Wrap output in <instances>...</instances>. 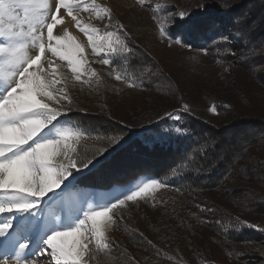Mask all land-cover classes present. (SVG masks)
Here are the masks:
<instances>
[{"label": "snow or ice", "instance_id": "obj_1", "mask_svg": "<svg viewBox=\"0 0 264 264\" xmlns=\"http://www.w3.org/2000/svg\"><path fill=\"white\" fill-rule=\"evenodd\" d=\"M137 3L153 9L151 20L162 42L169 47L176 44L191 49L190 43L176 38L173 27L183 33L190 31L195 25L192 11H172L174 5H153L149 0ZM62 9L87 37V46L63 27ZM77 9L106 20L103 29L84 23ZM130 43L125 25L114 19L110 7L96 0H0V264H40L41 259L49 264H140L108 233L116 229L117 221L122 219L117 213L129 202L155 199V193L167 185L149 179L134 190L128 189L122 198L115 197L114 202L88 203L86 197L73 190L74 173L99 163L97 157L107 149H97L89 156L81 150L82 142L89 139L88 130L59 121L73 104L68 91L70 81L89 86L102 82L87 59L86 47L102 57L100 64L109 66L113 58L129 63V57L135 54ZM32 49L37 50L35 55ZM204 51L207 54V49ZM48 53L66 61L70 75L60 71V65L47 58ZM261 67L264 66L257 65L250 71L259 75ZM113 72L117 81L130 88L142 84L143 78H148L146 73L157 74L151 66L143 67L139 77L118 69L108 74ZM182 108L190 110L187 103ZM209 111L215 113L216 106ZM172 115L165 113L169 118ZM175 118L179 120L180 116ZM96 139L116 144L121 137ZM177 174L172 171L173 176ZM49 194V203L42 206ZM45 208L47 214L38 217L37 212L44 214ZM139 235L143 237V233ZM146 243L156 249L152 241ZM156 252L160 254L159 249Z\"/></svg>", "mask_w": 264, "mask_h": 264}, {"label": "trees", "instance_id": "obj_2", "mask_svg": "<svg viewBox=\"0 0 264 264\" xmlns=\"http://www.w3.org/2000/svg\"><path fill=\"white\" fill-rule=\"evenodd\" d=\"M203 1L208 3L203 6ZM234 1L194 0L198 6L195 4L190 10L195 22L192 29L183 33L173 27L176 38H183L185 43L192 45L189 51L193 54H203L207 49V54L228 63L233 57L232 51L237 53L241 74L233 82L235 96H231L233 100L227 98L226 103L222 101L228 106H216L217 114L227 112L229 116L223 118L228 117L232 122L225 125L223 134L209 123L186 114L183 135H159L162 126L156 124L154 118L160 114L161 106L154 96H171L175 88H181V81H177L176 74L166 71L128 31L135 54L129 57L128 64L113 58L111 66L137 77L143 67L151 66L157 74L146 73L148 78H143V83L137 87L138 91H150L152 96L148 100L153 103L148 107L134 104V111H144L129 125L126 119L115 117L99 105L95 110L72 109L59 119L60 123L69 121L82 125L89 137H121L116 144L109 145L110 149L101 144L109 143L107 139H100L98 144L82 143L81 150L87 151L89 156L97 149L106 148L107 151L97 157L99 163L94 162L88 169L74 173L73 190L109 191L149 176L179 192L186 201L184 207L156 206L147 217L146 233L140 229L130 230L135 238L132 244L131 241L127 243L129 249L131 245L150 249L146 239L160 247L171 246L178 240L181 229L189 239L190 231L199 236L196 228L207 237L217 233L219 247L226 253H230L228 248L234 249L237 242L264 241V231L260 230L264 228V219H261L264 217V67L259 69V75L250 71L257 65L264 66V22L257 19V10L253 11L256 5L245 9L255 0L245 1L244 7L235 5ZM196 61L194 56L193 64ZM98 95L106 98L105 93ZM233 113L242 116H232ZM238 129H243L244 134H232ZM173 170L178 174L173 176ZM210 191L211 194L220 191L219 197H224V202L209 197L207 192ZM192 214L206 219H203V226L187 220ZM248 224L256 227H248ZM139 233H143V237ZM195 244L198 249L203 248L202 244ZM120 248L125 246L120 245ZM128 255L132 256L129 252Z\"/></svg>", "mask_w": 264, "mask_h": 264}, {"label": "rangeland", "instance_id": "obj_3", "mask_svg": "<svg viewBox=\"0 0 264 264\" xmlns=\"http://www.w3.org/2000/svg\"><path fill=\"white\" fill-rule=\"evenodd\" d=\"M245 1L247 0H235L234 3L235 5L239 4L244 7L246 6L244 4ZM96 2L99 5L110 7L113 11L114 19L119 20L120 23L124 24L125 30L130 32L141 44H143V46L146 47L150 53L155 56V58H157L163 67H165L164 69L166 71L171 74H176L177 81H181V88H175L173 94H170L171 96H154L157 98L155 100L160 102L158 105L161 106V109L159 108L161 110L159 111L160 114L158 113L159 115H156L154 118L156 120V124H161L162 126L159 135H183L184 130L182 126H184V116L186 114L193 116L204 123H209L210 125L214 126L219 133L224 132L223 128L225 125L230 124L231 119H228V117L225 119L223 117L229 115H226L227 112L224 115H218L217 110L215 113H213L209 111V109L213 105H225L227 98L231 100V96H235L236 92L233 82L236 80V78H238V75L241 74V70L237 63V53L232 51L233 57H231V60L228 63H222L219 57L213 58L210 54H193L188 48H184L176 44H173L171 47H169L167 44L162 42L155 33L153 21L151 20L153 11L152 8L140 5L137 3V0H96ZM157 2L162 4H167L170 2L175 6L173 11L183 9L191 10L198 4L194 2V0H149V3L153 5H155ZM254 2L255 3H252V5L249 4L248 7L246 6L245 9L249 10L251 6L256 5L253 11H255V9L257 10V19L261 20L263 23L264 0H255ZM206 3H208V1H203V6ZM203 6L201 5V7ZM76 12L84 23L94 24L100 29H103L104 24L107 22L106 20L102 21L95 18L93 13L83 11L82 9H77ZM61 15L65 16V24L63 27L72 32V34L77 37L79 43L87 46V37L83 33L79 32V30L75 27V22L72 21L70 17H67L66 10L62 9ZM54 31L56 34H62L58 30ZM262 31L264 32V29H262ZM231 43L235 42L232 41ZM36 52L37 50L35 49L31 50V54L33 55H35ZM86 55L91 67L96 69V71L99 73L102 82L99 85L94 83L92 86H89L87 84L82 85L80 82L70 81L68 91L73 100L71 110L76 108H82L85 109V111H88L89 109L95 110V108L99 105V108L107 111L109 110V112L115 115V117L126 119L125 121H128V125L129 123L134 122L135 118L142 116V112L144 110L134 111L133 106L136 103L138 105L145 104V107L150 106L151 103H153L148 100L149 96H152L150 91H138L139 87L130 88L124 82L117 81L115 79L114 72L111 76L108 74L115 68H113L111 65L106 66L100 64L99 60L102 57L93 55L91 53V49L88 47H86ZM194 56L197 58V61L194 62L195 64H193ZM47 58L53 59L55 64L60 65V71L68 73L66 61H61L58 58L51 57L50 53L47 54ZM45 67H47L46 60ZM68 75H70V73H68ZM87 78L88 77H85V79ZM57 87H59V85ZM98 93H105L106 98H102L103 96L98 95ZM63 103H65V106L67 107L66 102ZM185 103L190 106L189 111L183 110L182 106ZM225 106L228 105L226 104ZM166 112H172V117L169 118L165 116ZM176 115L180 116L179 120L175 118ZM234 115L242 116L233 113L232 116ZM59 119H61V117ZM71 124L73 126L76 125L74 122H71ZM176 129H181V131L177 132ZM245 131L250 134L253 132L247 130ZM232 134L242 135L244 134V130L238 129ZM231 136L236 138V140L239 139L234 135ZM98 141H100V139L89 137L88 140L83 141L82 143L90 142L98 144ZM101 144L107 146L110 145V143L105 141ZM110 148L111 146H109V149ZM149 179L156 178L142 176L126 186L118 187L109 191L95 192L90 190H81L78 192L86 197L88 203H91L92 205L105 203L107 201L114 202L115 197L122 198V194L127 193L128 189L134 190L136 185L140 184L141 182H146ZM61 187H63V185H61ZM56 191H59V189ZM207 194L216 202H224L225 200L224 197H219L221 194L220 191L214 194H211L210 191L209 193L207 192ZM50 197L51 194H49V197L45 198L42 206L49 203ZM137 202H129L126 208L120 210L117 213V215L122 217V219L117 221L116 229L108 233V235L116 242L117 245H123L125 248L127 247L126 249L128 252L132 255V257L139 261L140 264H264L263 240L253 242H237L236 247H234V249L229 247L228 249L230 253H226V250L219 247L217 233L207 237V234L202 233L200 228L195 229V231H199V236L197 232L190 231L191 239H189V237L184 234L185 231L181 229L180 235L177 236L178 240L171 246L160 247L155 244L156 249L160 250V254H157L156 249H153L151 246H149L150 249H145L146 247L143 246L139 247L131 245L132 248L129 249V245L127 243L131 241L130 243L132 244V240L135 238L131 234V231L140 229L146 233L147 217L151 214V212L155 211L153 209L156 206H168L169 208L184 207L183 204L186 201L179 192L167 186L165 188L159 189L155 193V199L150 197L147 200H143L140 204ZM49 206L56 207L55 205ZM198 207L201 208L202 206ZM86 208L87 203L83 205V209ZM47 212L48 208H45V213L41 214L37 212V216L42 217L43 215H46ZM60 214L63 215V212ZM203 219L206 220L204 217L198 219L196 215L192 214L187 220L197 221L200 223V226H203ZM261 219H264V217ZM196 242L202 244L203 248L198 249L195 244ZM29 259H31V257H29ZM40 264H49V262L41 259ZM90 264H95V262H90Z\"/></svg>", "mask_w": 264, "mask_h": 264}]
</instances>
